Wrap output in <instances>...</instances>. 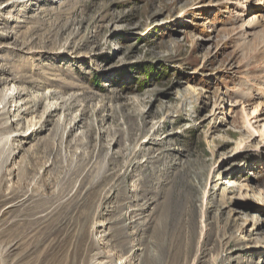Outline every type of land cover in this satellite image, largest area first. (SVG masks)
<instances>
[{
	"label": "rangeland",
	"instance_id": "1",
	"mask_svg": "<svg viewBox=\"0 0 264 264\" xmlns=\"http://www.w3.org/2000/svg\"><path fill=\"white\" fill-rule=\"evenodd\" d=\"M257 3L0 0V264H264Z\"/></svg>",
	"mask_w": 264,
	"mask_h": 264
},
{
	"label": "bare ground",
	"instance_id": "2",
	"mask_svg": "<svg viewBox=\"0 0 264 264\" xmlns=\"http://www.w3.org/2000/svg\"><path fill=\"white\" fill-rule=\"evenodd\" d=\"M257 5H258V7L256 8L257 12L254 13L249 18V21L244 26L245 29L253 30L254 26L256 24L258 25V23L261 22L260 20H262L264 18L263 15L260 14V11H264V0H258ZM21 95H22V93L19 92L18 88H16L15 85H11L10 87L6 88L4 90V92L1 93V95H0V122L4 121L2 118V115H4V112L7 111V105L9 104V102H12L15 104V107H16L15 112H18L19 114H20V112L28 114L27 112H29V107L22 108L19 106L20 101H21L20 100ZM201 97H203L205 99V96L202 95ZM201 97L199 99H201ZM30 110H31V108H30ZM54 111H56V110H54L52 108H48V109L46 108L45 114H49L50 112H54ZM32 112H33V110H32ZM252 118H254L253 119L254 122H252V124L256 125L257 128L262 130L261 136H262V140L264 141V108L260 109V107L258 106V108H256V110L252 112L251 119ZM252 124H251V122H249V120H246V126H247L248 130L250 132H253L254 134H256L257 133L256 129L253 128ZM34 129H36V128H34V124H32V126L28 127V129L26 131H23L20 134H16V135H10V138L27 139L28 136H30L34 133V131H35ZM258 135H259V133H257V136ZM249 145L250 144H248V141H246L244 143V145L241 146L240 150H242L243 152L247 151L246 149H247V147H249ZM252 194H253V196L256 197L257 195H259V192H258V190L253 189L251 187L242 188L241 193H240L239 198H238L239 200L235 201V204L240 205V207H243V208L251 207V205L256 206L257 204L262 205L263 201H262L261 197L260 198L257 197V200L255 202L256 204H252V201H251V199L253 197ZM11 207H15V206H11ZM245 232H247V230ZM172 241H173V238L168 239L166 246H165L164 242L159 244V247H158L159 253L157 252L159 255L156 254L155 256H157V257H159L161 255L165 256L162 264H174V263H176L177 260H179L180 251L178 249H176L175 246H173V244H171Z\"/></svg>",
	"mask_w": 264,
	"mask_h": 264
}]
</instances>
